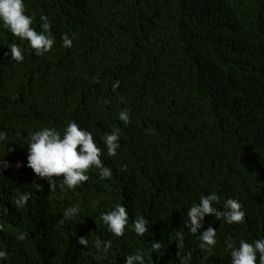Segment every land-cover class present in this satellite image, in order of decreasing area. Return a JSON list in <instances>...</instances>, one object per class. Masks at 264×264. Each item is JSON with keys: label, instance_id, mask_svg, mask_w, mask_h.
I'll return each instance as SVG.
<instances>
[{"label": "trees", "instance_id": "trees-1", "mask_svg": "<svg viewBox=\"0 0 264 264\" xmlns=\"http://www.w3.org/2000/svg\"><path fill=\"white\" fill-rule=\"evenodd\" d=\"M25 5L38 32L48 16L55 42L36 56L0 27V249L8 253L0 264H123L134 250L148 254L145 264H182L188 254L184 264H230L227 240L264 238V0ZM65 33L71 48L62 46ZM13 43L24 50L22 62L11 60ZM124 108L128 125L118 119ZM69 121L92 132L113 175L102 180L91 169L82 186L50 191L26 166L28 134ZM113 128L120 147L111 157L100 138ZM17 189L31 193L20 209L10 203ZM210 191L238 199L245 218L229 225L207 215L204 228H216L217 244L205 251L184 221ZM117 204L129 224L138 215L148 220L143 237L127 227L122 237L107 231L100 215ZM73 205L79 213L62 220ZM96 239L111 240L107 256ZM153 240L162 243L159 254L150 251Z\"/></svg>", "mask_w": 264, "mask_h": 264}, {"label": "clouds", "instance_id": "clouds-1", "mask_svg": "<svg viewBox=\"0 0 264 264\" xmlns=\"http://www.w3.org/2000/svg\"><path fill=\"white\" fill-rule=\"evenodd\" d=\"M33 20L34 17L26 12L25 0H0V27L8 30L13 37H18L21 42H27V46L36 56H42L52 50L55 42L50 31L51 22L48 16L41 15V30L38 32L32 26ZM61 39L63 47H72L73 39L69 38L68 34L65 33ZM9 48L11 60L17 63L24 60V50L20 46L13 43L9 45ZM118 87L119 81H115L112 84L113 90L115 91ZM118 119L124 125H128L130 123L128 109H121ZM28 137L26 166L32 169L36 176L47 182L50 191L57 188L75 189L82 186L89 180L88 173L91 169L98 170L102 180L110 179L113 175L112 169L104 166L102 162V149L94 141L92 132L82 128L75 121H69L61 130L55 127H41L29 132ZM100 139L107 149V155L116 156L120 147L119 129L113 128ZM2 166L7 167V162L3 160ZM16 166L20 167L21 164L18 162ZM126 169L127 165H120V171ZM30 198L31 193L17 189L10 203L20 209L28 204ZM198 200V203L188 208L184 228L196 237L201 250L208 251L217 244V231L211 224L204 228L205 217L211 215L216 220L231 225L242 222L245 211L238 199L228 197L221 201L216 191L202 194ZM78 213L77 205L70 206L63 210L62 220H70ZM100 219L107 226V231L115 237L124 236L126 227L139 237H143L149 230V222L143 215L136 216L129 224V212L123 204H117L111 210L102 212ZM176 238L177 246L181 248L184 241L183 232L177 231ZM77 242L85 248L89 245V239L84 236H78ZM150 244V251L159 254L162 243L153 240ZM226 245L231 256L230 264H264V238L251 242L241 238L238 246L229 239ZM94 246L98 253L107 256L112 243L109 239H96ZM7 256L8 253L0 249V260H6ZM189 258L190 254L182 258V264ZM146 259L150 260L146 252L134 250L130 254H125L123 264H145Z\"/></svg>", "mask_w": 264, "mask_h": 264}]
</instances>
